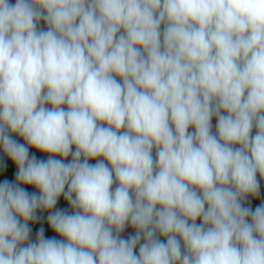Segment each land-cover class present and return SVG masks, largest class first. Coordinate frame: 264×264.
I'll return each mask as SVG.
<instances>
[{
  "label": "clouds",
  "instance_id": "clouds-1",
  "mask_svg": "<svg viewBox=\"0 0 264 264\" xmlns=\"http://www.w3.org/2000/svg\"><path fill=\"white\" fill-rule=\"evenodd\" d=\"M0 150V264H264V0H0Z\"/></svg>",
  "mask_w": 264,
  "mask_h": 264
},
{
  "label": "trees",
  "instance_id": "trees-1",
  "mask_svg": "<svg viewBox=\"0 0 264 264\" xmlns=\"http://www.w3.org/2000/svg\"><path fill=\"white\" fill-rule=\"evenodd\" d=\"M214 125H215V119H213V126ZM16 138L19 139L21 143H23L22 139H20L19 137H16ZM29 151H30V153H35V155L38 158H41V159H46L47 158V156L45 154L37 152L34 149H30ZM0 158H3L4 161L8 164V168H7L6 171H0V180H2L4 178L14 179V173L16 171L15 166L8 160V158L6 156H4V153L2 152V150H0ZM91 162H94V161H91ZM258 179H259V177H258ZM27 190L30 191V192L31 191H36L32 187H27ZM260 191H261L260 198L251 201L253 207H255L257 204H259L261 202V200H264V181H261V190ZM58 207L67 208L68 206H67V203L61 198V200L58 202ZM38 214H41V213H38ZM42 215H46V213H43ZM30 226L33 228V234H32V238L33 239L35 238L36 230H38V228L40 226H43L45 228V236L46 237L55 236V233L52 232L48 228L46 221H41V222H38V223L30 225ZM56 238L59 239L60 237L56 236Z\"/></svg>",
  "mask_w": 264,
  "mask_h": 264
},
{
  "label": "rangeland",
  "instance_id": "rangeland-1",
  "mask_svg": "<svg viewBox=\"0 0 264 264\" xmlns=\"http://www.w3.org/2000/svg\"><path fill=\"white\" fill-rule=\"evenodd\" d=\"M133 230L131 228L126 229L124 235L127 236L129 233H131Z\"/></svg>",
  "mask_w": 264,
  "mask_h": 264
}]
</instances>
